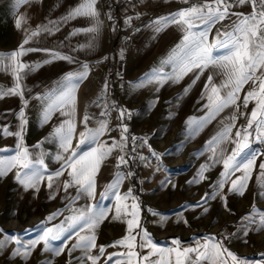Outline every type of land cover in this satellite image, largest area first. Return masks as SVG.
<instances>
[{
	"label": "snow or ice",
	"instance_id": "1",
	"mask_svg": "<svg viewBox=\"0 0 264 264\" xmlns=\"http://www.w3.org/2000/svg\"><path fill=\"white\" fill-rule=\"evenodd\" d=\"M182 2L188 3L189 0H182ZM233 3L236 5L250 4L253 11L249 15L238 14L237 19L230 25L223 26L217 30L215 38L210 43L208 37L211 29L216 23L230 17V8L233 7ZM96 4L97 0H82L78 7L72 9L67 16L62 18L63 20H70L77 17H85L90 20V26L84 29H76L72 33V35L80 32L92 34L90 41L79 45L81 49H90L95 46L96 37L102 27V22L99 19L100 13L96 8ZM108 19H112L111 15L108 16ZM131 20L132 17L126 18L125 24H129ZM196 21H199V24H196ZM152 23L156 26L157 32L163 30V27L169 24H176L182 28L185 34L176 53L168 61V63L173 65L172 74L163 75L153 70L151 73H146L144 77L136 82V85L162 84L166 80L179 82L189 72L198 70L191 85L186 87L182 94L187 95L190 88L195 85L204 71L206 69L211 70L212 74L208 76L202 92V98L207 94L208 103L205 107L208 112L201 120L198 128L210 123L226 108H234L235 111L227 121H221L220 130L207 142V147L212 152V156L209 157L211 163L202 165L197 176L189 183H199L207 179L204 173L215 165L222 163L223 170L215 182V186L212 187L211 193H205L202 201L216 199L217 197L222 201H226L225 185L229 183V178L237 172L242 173V175L231 180L228 192L243 195L251 177V172L256 167L258 157V154L251 150L250 137L252 132L249 130L254 128L257 134L256 139H264V0H231V2L230 0H212V3H208L205 0L203 4H193L168 16L158 17ZM16 27L18 29L21 27V19L16 20ZM194 28L199 30L193 31ZM58 30V28H51L48 25H40L35 30L26 32L25 38L17 50L9 53H0V69L6 72L10 71L15 81L14 86L0 88V99L6 96H20L23 99L22 73L26 75L25 69L30 73L42 66L40 63L29 65L21 61L20 58L26 53L38 50L25 48V45L29 44V41L41 32L52 33ZM220 50L223 51L220 52ZM51 55L53 59H63L70 63L77 62L71 56L60 55L57 52H53ZM51 62L52 60L46 59L43 64ZM88 74L89 65L83 63L80 66V70L66 74L43 96L37 98L45 104L42 111V122L47 123L56 112L68 117L58 127H55L53 133L50 134L59 141L62 153H67V155L58 153L55 156V159L61 162L60 168L54 173L47 175V187L52 190L50 198H54L53 193L59 189V184L54 188V177L58 180V178L67 173V178L60 183H62L63 191L69 199V204L71 205L81 198H87L91 202L84 209H74L73 215L66 217L65 221H62L59 225L42 228L41 235L36 240L28 244H21L17 240L16 243L20 247L16 248L14 255L20 257L26 264L33 250L41 243L44 250L51 251L55 255H61L64 252V247H51L50 242L66 239L64 233L74 230L77 239L72 248L69 249V256H71L72 251L80 249L85 254L81 264H86V261H90L91 264H98L100 257L105 253L106 246H99L98 255L90 254L93 249L97 248L95 230L100 223L108 218L109 213L112 211L106 205H102L100 201L114 198L115 216L113 219L123 220L126 223V235L107 247L123 246L127 249V252L109 254L105 264H108V261H112L113 256H124L127 264H172L170 259L165 261L164 256L170 257L173 253L175 254V264H185V260H188L189 264H193L189 257L190 253L197 254L196 264H199L202 259L211 261V264H218V262L219 264H228V261L223 259L225 254L231 259V264H264V253L259 254V260L251 261L246 257H239L224 247L223 241L227 240L228 236L232 234L224 235L220 241H217L215 237H208L203 245H198L196 248L185 247L182 250L179 247L181 243L179 239H173L171 242L177 247L160 248L154 244L149 233L141 224L139 197L133 195L131 187L123 194L119 190L124 180L133 176L130 170L127 172L120 170L121 165H127L129 162L124 154L116 157L117 163L115 167L117 171L114 174V178L105 186L104 191L100 193V201H96V177L100 168L114 149H119L123 153L124 148L127 147L126 142L129 137L125 135L128 132L127 125L121 123L119 141L113 138L110 145L107 142L100 143V137L109 131V121L102 119L98 122L97 127L88 128L87 125L91 117L85 113L81 121L85 126V130L79 133V144L91 143L95 146L83 153H78L73 149L72 140L76 133L75 115L78 103L76 93L79 84L87 78ZM214 75H222L224 77L223 82L219 85L213 84ZM249 81L252 82L253 87L245 94L243 107L247 109L250 99L255 100L256 105L250 114L239 113L240 115H246V123L236 129L235 138L233 139L232 132L238 119L236 113L239 112V105L237 104L240 99L239 93ZM107 88V81H105L102 97L106 94ZM156 90L158 91L159 89L157 88ZM222 92L223 95L221 94ZM27 103L28 101L24 100L25 106ZM104 108L105 111L101 113V116L106 117L109 114L108 110L110 108L116 109V105L114 103L110 105L105 101ZM117 110L121 121L126 113L130 115L126 109L119 108ZM18 119L20 121L18 131L9 133L7 129L4 130L6 135L18 137L19 143L17 144L15 155L8 157L7 160L0 158V177L7 175L13 168H17L19 170L15 173V179L24 186L25 190L35 189L38 191L40 183L44 180V171L42 170L44 165L43 154H41L39 159L33 160L32 153L23 145V128L27 123L23 110L19 112ZM131 139L135 141L138 138L131 137ZM139 139L143 143L147 142L144 138ZM228 142H231L234 147L231 149L230 154L225 155L228 152ZM132 151L134 152L135 149L133 148ZM151 154L157 159L163 155L155 151H152ZM139 159L144 160L145 157L141 156ZM259 169L262 181L260 187L264 188V162L259 164ZM155 171H161L160 167L157 166ZM169 183H171L170 180L161 181V186L163 187ZM172 187H175V185L172 184ZM70 188L75 189V195L69 193L68 190ZM258 194L264 196V191ZM128 200H131L132 203H126ZM196 206L198 205L186 207ZM150 211H152V215L160 217L161 223H166V217L157 211ZM204 211L207 212V209L205 208ZM229 211L231 210L229 209ZM61 214V212L57 211L46 219L51 221ZM184 222L186 223L187 221ZM241 222L242 235L244 237L249 235V231H264V210L257 209L254 205L249 213L241 217ZM138 236H140L139 245L137 244ZM243 242L247 243V240L245 239ZM5 243L6 240H0V248L4 247ZM137 247L141 250L147 248L149 251L141 255L140 252L136 251ZM153 256H159V259H151ZM114 264H121V261L116 260Z\"/></svg>",
	"mask_w": 264,
	"mask_h": 264
},
{
	"label": "crops",
	"instance_id": "2",
	"mask_svg": "<svg viewBox=\"0 0 264 264\" xmlns=\"http://www.w3.org/2000/svg\"><path fill=\"white\" fill-rule=\"evenodd\" d=\"M81 2L82 0H0V53H9L17 50L25 38L26 32L35 30L40 25H48L51 28L59 29L52 33L41 32L39 35L33 37L29 41V44L25 45V48H35L38 50L26 53L20 58L21 61L29 65L40 63L42 66L30 73L25 69L26 75L22 73L23 99L20 96H6L0 99V158L7 160L8 157L16 153L17 144L19 143L18 137L6 135L4 130L7 129L9 133L18 131L20 123L18 114L23 110L27 120L23 128V145L32 153L33 160L39 159L41 154H43L44 160L42 168L44 180L40 183L38 191L35 189L25 190L24 186L15 179V173L19 170L17 168H13L7 175L0 177V194L2 195L0 205L3 206L5 199L8 198L7 196L4 197L3 194L5 187L11 188L13 192L11 193L12 196L9 203L12 206L15 205V211H19L18 205L22 204L27 207L28 213L34 214L33 216H39L38 214H41V212L48 214L54 211H61L65 206L69 205V199L63 191L62 183H60L67 178V173L58 178V180L54 177V188L59 184V189L53 193L54 198H50L52 190L47 187V175L54 173L60 168L61 162L57 161L55 156L58 153H62L59 141L54 139L50 134L53 133L55 127H58L68 117L56 112L47 123L42 122V111L45 104L37 97L43 96L66 74L80 70L81 64L87 63L89 65V74L79 84L76 93L78 98L75 115L76 133L72 140V147L78 153L88 151L91 147L95 146L91 143L79 144V133L85 130L84 124L81 123L85 113L91 117L87 125L88 128L97 127L98 122L102 119L109 121V131L100 137V143L107 142L110 145L113 138L119 141L121 135L120 125L125 120L123 118L121 121L117 109L128 107L132 112V118L127 123H123L128 128V132L125 134L129 137V140L126 142L128 145L131 140V130L156 125L162 119L163 109L195 107L204 110L202 116L190 122L186 131L182 134L180 133L179 138L181 139L180 141L203 142V146L196 156L201 158L199 160V168H197V170H200L202 165L211 163L209 157L212 156V152L207 147V142L220 130L222 126L221 121H227L235 111L234 108H226L215 119L211 120L210 123L198 128L201 122L199 119L201 117L203 119L208 112V109L205 107L208 103L207 94L202 98L207 78L212 74L211 70L208 69L204 71L195 85L190 88L187 95L183 96L178 95L182 86H184L181 79L179 82L166 80L162 84L136 85V82L144 77L146 73H151L153 70L163 75L172 74L173 65L168 63V61L176 53L185 34L182 28L176 24H169L163 27V30L157 32L156 26L152 22L158 17L168 16L193 4H203L205 0H189L188 3H184L182 0H113L108 8L103 7L101 1L97 0L96 8L100 13L99 19L102 22V27L99 35L96 37L95 46L90 49H81L79 45L90 41L92 34L80 32L72 35L74 30L90 26V20L85 17H77L70 20L62 19L72 9L78 7ZM207 2L212 3V0H207ZM115 11L118 14V21L114 26L110 27L108 16L112 15ZM252 11L253 9L250 4L233 5L230 8V17L216 23L211 29L208 37L209 42L213 41L218 29L230 25L237 19L238 14L249 15ZM128 17H132V20L129 24H125V20ZM17 19H21V27L19 29L16 27ZM195 23L199 24V21ZM198 30V28L193 29V31ZM120 32L126 38L129 37L130 42L125 43L126 41H122L121 47L112 52L113 61H115L114 68L106 71L103 67L102 58L105 54L110 53L114 38ZM222 51L220 50V52ZM53 52L64 56H71L77 62L70 63L63 59H53L51 55ZM46 59H50L52 62L43 64V61ZM121 59L124 60L123 64L120 62ZM197 71L193 70L183 76V78L194 77ZM223 80L224 77L222 75H214L212 83L219 85ZM105 81H107L108 88L106 94L102 97L101 94ZM14 82V77L10 71L6 72L0 69V88L14 86ZM190 85L191 83L188 87ZM252 87L251 81L245 84L241 91V97L243 90H245L246 94ZM119 88L123 90L120 98L117 96ZM157 88L159 89L158 91L156 90ZM221 94L223 95V92ZM242 99L240 98V101H237L239 112L236 113L238 119L236 120V127L233 128V139L235 138L236 129L246 123L244 122V118L242 120L239 119V113L242 110H252L256 105V101L250 99L248 107L245 109ZM24 100L28 101L26 106ZM105 101L110 105L114 103L116 109L110 108L108 110L109 114L103 117L101 113L105 111ZM185 101H192V103L186 104ZM159 128V131H164L165 129L164 125L161 124H159ZM249 131L252 132V136L250 137L251 150L256 152L258 157L256 167L251 172V177L247 184L246 190H249V192L246 196L242 197V207L243 205L257 204V209L264 210V196L260 198L258 197L259 194L257 195L258 191L264 190V188L260 187L262 181L259 169V164L264 162V148L260 147L264 139H256L257 134L254 128ZM233 147L234 145L228 142V152L225 155L230 154ZM117 150L114 149L110 157L104 161L96 177V201H100V193L113 180L114 174L117 171L115 167L117 163L116 157L119 156ZM62 154L67 155V153ZM141 167V172L145 174L147 179H150L146 185H151V187L153 185L157 186L161 177V172L159 174L158 171H155L157 164L149 166L145 163ZM222 170L223 166L220 163L205 173H221ZM135 173L138 174L139 193H137L135 184L133 183V176L125 179L119 190L123 194L131 187L133 194H136L142 200V182L139 180L137 169L134 170L133 175ZM240 175L242 173H235L231 176V180L236 179ZM231 180L225 185L226 188L230 186ZM68 191L72 195H75V189L70 188ZM90 202L87 198H81L76 201V205H85L84 208H86ZM100 203L112 209L108 218L105 219L109 220L110 215L115 213L114 198L110 202L103 200ZM251 209L249 208L247 212L249 213ZM243 216H245L244 213L241 217ZM241 223L232 227V230H234L232 237H235V242H237L236 249L243 254L247 252L264 253V231H249V235L245 238L242 235ZM251 227L254 228L255 226ZM107 232V234L112 236L115 234L113 230ZM222 235L226 234L222 232ZM245 239L247 243L243 242Z\"/></svg>",
	"mask_w": 264,
	"mask_h": 264
},
{
	"label": "rangeland",
	"instance_id": "3",
	"mask_svg": "<svg viewBox=\"0 0 264 264\" xmlns=\"http://www.w3.org/2000/svg\"><path fill=\"white\" fill-rule=\"evenodd\" d=\"M122 37V38H121ZM126 40V36L120 32L115 38L111 46L110 53H107L102 58L103 67L106 71H110L114 68L112 52L118 50L121 47V42ZM126 43V42H125ZM109 59L106 62V59ZM121 64L124 60L121 59ZM119 74V73H118ZM259 75V73L257 74ZM194 77L182 78L183 85L179 92V96H183L184 90L192 82ZM190 82L188 83V81ZM203 80V79H202ZM202 83V82H201ZM245 90L241 97L244 98ZM243 100V99H242ZM240 101V99L238 100ZM186 104H191L192 101H185ZM124 108V107H123ZM204 110L195 107H184V108H167L163 109V116L159 119L156 125L148 126L152 129V133L145 137L146 143L141 142L140 157H145L144 160H131L129 157L130 143L124 148L123 153L118 149L119 155L124 154L125 158L128 159L127 169H120L121 171L134 172L137 169L139 172V180L142 182V200L139 199L141 204V224L144 229L147 230L149 236L154 244L160 248L177 247L171 242L173 239H179L181 250L185 247L196 248L198 245H203L206 238L215 237L217 241H220L224 235L233 234L235 227L241 221V216L248 213V209L254 205L257 208V204L243 205L242 197L246 196L249 190H245L243 195L233 194L228 192V188H224V192L227 195L226 201H222L219 197L216 199H209L202 201L205 193H211L212 187L215 186L220 173L206 174L204 175L207 179L202 180L199 183H189L199 172L201 158L196 157L198 151L202 148V143L199 141H180V133L186 131L188 124L194 119H198L202 116ZM251 110L241 111L245 114H250ZM239 119L244 118L246 122V115H239ZM191 118V120H190ZM163 120V121H162ZM202 120V117L199 119ZM127 121H123V123ZM159 124L164 125V131H159ZM144 144V145H143ZM261 148H264V142L260 144ZM191 150V151H189ZM155 151L158 154H163L159 159L152 156L151 152ZM188 151V153H187ZM180 160V161H179ZM145 163L149 166L157 164L160 167L161 177L157 186L146 185L150 179H147L145 174L141 172L142 167ZM129 164L132 168L129 167ZM143 164V165H142ZM141 172V173H140ZM163 172V173H162ZM160 174V173H159ZM147 181H146V179ZM170 180L171 183L161 186V181ZM231 177L229 178V182ZM172 184L175 187H172ZM264 190H260L262 192ZM12 189L5 187L4 197L5 203L3 206L0 205V240H6L4 247L0 248V264H25V262L14 255L16 248L20 247L16 243L17 240L21 244H28L33 240H36L42 232L44 227H53L59 225L62 221H65L66 217L73 215V210H81L85 205H76V202L65 206L61 211V215H57L53 220L49 221L46 218L54 212L44 214H38L39 216H33L34 214L28 213L27 207L20 204L19 211H15V205L10 204V198L12 196ZM259 191L257 192L258 195ZM137 196L136 194H133ZM0 194V198H1ZM258 197H262L258 195ZM111 200V199H110ZM110 200H105L110 202ZM198 202H200L198 204ZM126 203L131 204L132 201L128 200ZM226 204V207H225ZM191 205H198L196 207H186ZM14 208V209H13ZM207 209V212L204 209ZM243 208V209H242ZM229 209L231 211H229ZM157 211L161 215L167 218L166 223L160 222L159 216L152 215V211ZM115 213L110 215L109 220H104L99 224L95 230L97 248L93 249L90 254L98 255V248L100 245L106 246L105 253L100 257L98 264H105L109 254L112 253H126L127 249L123 246L107 247L114 241L121 239L126 234V223L123 220L113 219ZM184 221H187L186 223ZM65 226H67L65 224ZM115 233L113 236L107 234L109 232ZM139 231V230H137ZM87 234V233H82ZM135 234V233H134ZM66 239L51 241V247H64V252L61 255H55L51 251H46L43 248V244L38 245L32 252L31 256L27 259L26 264H81L84 252L80 249L74 250L69 256V249L76 242L77 237L74 234V230L64 233ZM246 238V237H245ZM236 238L232 235L228 236L227 240L223 241L224 247L228 248L239 257H246L248 260L255 261L259 260L260 253H242L239 252L235 247L237 242ZM140 243V236L137 237V244ZM136 251L140 252L141 255L146 254L149 249L145 248L141 250L137 247ZM262 253V252H261ZM196 253H190L193 264H196ZM151 259H159V256H153ZM172 261L175 264V254L173 253L170 257L165 255L164 260ZM223 259L231 264V259L225 254ZM120 260L121 264H127V260L124 256H113L112 261H108V264H114V261ZM209 260H200L199 264H210ZM219 263V262H218ZM86 264H91L90 261H86ZM185 264H189L188 260H185Z\"/></svg>",
	"mask_w": 264,
	"mask_h": 264
},
{
	"label": "built area",
	"instance_id": "4",
	"mask_svg": "<svg viewBox=\"0 0 264 264\" xmlns=\"http://www.w3.org/2000/svg\"><path fill=\"white\" fill-rule=\"evenodd\" d=\"M100 1H101V4H102L103 7L108 8L111 5V2L113 0H100ZM230 2H231V0H230ZM233 5H235V4L233 3ZM111 17H112V19L109 20V22H108L110 27L114 26L117 23V21H118L117 12L116 11L113 12ZM125 41H126V43H129L130 42V38L127 37ZM108 61H109V59L107 58L106 62H108ZM122 93H123V90L121 88H119L117 90V96L120 98L122 96ZM125 109L128 110V113H130V115L126 113L124 118H125V121H129L132 118V112H131V110L128 107H126ZM151 133H152V129H150L148 127H143V128L138 129V130H133V129L131 130V137L138 138L135 141H133L132 139L130 140L129 157L131 158V160H137L140 157L139 146H140L142 140L139 139V138H144L145 139V137L148 136ZM133 148L135 149L134 152L132 151ZM129 167L132 168V164H131V166L129 164ZM120 169H122V170L127 169V165H121Z\"/></svg>",
	"mask_w": 264,
	"mask_h": 264
},
{
	"label": "trees",
	"instance_id": "5",
	"mask_svg": "<svg viewBox=\"0 0 264 264\" xmlns=\"http://www.w3.org/2000/svg\"><path fill=\"white\" fill-rule=\"evenodd\" d=\"M138 174H134L133 175V183L135 184V187H136V191L137 193H139V183H138Z\"/></svg>",
	"mask_w": 264,
	"mask_h": 264
},
{
	"label": "bare ground",
	"instance_id": "6",
	"mask_svg": "<svg viewBox=\"0 0 264 264\" xmlns=\"http://www.w3.org/2000/svg\"><path fill=\"white\" fill-rule=\"evenodd\" d=\"M180 161V160H179Z\"/></svg>",
	"mask_w": 264,
	"mask_h": 264
}]
</instances>
